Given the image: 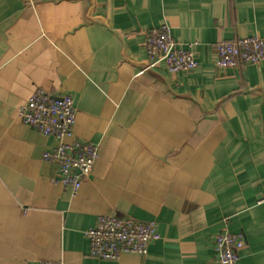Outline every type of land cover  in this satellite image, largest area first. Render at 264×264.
Here are the masks:
<instances>
[{
	"label": "crops",
	"instance_id": "crops-1",
	"mask_svg": "<svg viewBox=\"0 0 264 264\" xmlns=\"http://www.w3.org/2000/svg\"><path fill=\"white\" fill-rule=\"evenodd\" d=\"M166 24L197 67L145 69ZM264 36V0H0V264H264V65L215 67L221 41ZM70 94L75 136L97 145L73 193L43 159L55 140L18 111L35 88ZM114 213L156 223L144 256L101 260L85 232Z\"/></svg>",
	"mask_w": 264,
	"mask_h": 264
},
{
	"label": "built area",
	"instance_id": "built-area-1",
	"mask_svg": "<svg viewBox=\"0 0 264 264\" xmlns=\"http://www.w3.org/2000/svg\"><path fill=\"white\" fill-rule=\"evenodd\" d=\"M144 48L149 58L145 69L163 64L169 73L191 71L198 65L193 44L180 48L166 24L151 28ZM214 64L218 69L234 68L241 64L264 65V36L248 35L221 41L215 47ZM23 124L55 140L42 157L57 167V181L78 191L98 157L97 145L75 136L77 112L70 94L52 96L37 87L18 111ZM264 201V197L261 199ZM89 254L101 260H117L124 254L144 256L150 243L159 239L156 223L137 220L114 213L99 215L85 232ZM242 232L223 230L214 240L215 260L220 264H237L238 250L244 245ZM36 264H64L62 261L41 259Z\"/></svg>",
	"mask_w": 264,
	"mask_h": 264
}]
</instances>
